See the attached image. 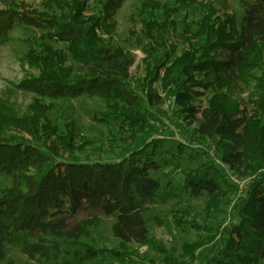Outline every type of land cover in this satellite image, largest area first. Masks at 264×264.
I'll list each match as a JSON object with an SVG mask.
<instances>
[{
    "label": "trees",
    "instance_id": "trees-1",
    "mask_svg": "<svg viewBox=\"0 0 264 264\" xmlns=\"http://www.w3.org/2000/svg\"><path fill=\"white\" fill-rule=\"evenodd\" d=\"M90 2L41 0L39 8H34L25 0H0V46L10 42L17 28L42 32L41 51L32 50L20 59L39 75L30 74L15 86L35 95L29 113L20 116L0 96V177L10 180L0 191V251L18 244L22 254L38 264H88L105 257L119 264H157L155 259L130 251V244H138L154 250L161 264H197L200 260L205 264H261L264 0H239L244 10L240 21L227 13L226 0H176L173 5L144 0L138 11L142 28L134 36L145 55V76L136 80L130 74L135 56L114 47L111 40L117 28L116 13L125 0H102L98 13L86 15ZM193 6L203 9L197 32L185 26L177 34V16ZM157 12H162V20ZM178 41L187 46L180 57L175 56ZM51 42L64 45L65 50L55 49ZM68 57L77 64L75 69L67 65ZM251 80L257 82L261 96L250 101L253 111L248 112L235 94ZM207 91L214 93L207 107L196 105ZM84 96L106 101L109 111L105 116L131 131L118 162L82 161L77 153H84L87 143L77 146L75 122L67 124L62 136L49 119L56 101ZM164 99L175 100L186 119L197 124L199 137L218 143L223 163L231 168L248 169L247 144L253 142L261 153L253 166L256 176L234 208L235 223L222 232L185 223L203 229L209 237L184 243L181 256L149 232L148 212L161 189L151 173L160 170L157 152L166 141L141 144L153 132V123H162L154 110ZM184 189L193 198L206 194L218 211L217 199L235 187L216 166L203 164L185 176ZM84 208L96 214L81 224H70ZM99 215L114 220L118 249L83 243L90 229L100 226ZM178 216L174 226L181 230L183 222ZM151 221L167 225L160 218ZM207 246L210 255L203 259L197 251ZM8 264L21 263L9 259Z\"/></svg>",
    "mask_w": 264,
    "mask_h": 264
},
{
    "label": "rangeland",
    "instance_id": "rangeland-1",
    "mask_svg": "<svg viewBox=\"0 0 264 264\" xmlns=\"http://www.w3.org/2000/svg\"><path fill=\"white\" fill-rule=\"evenodd\" d=\"M25 1L34 8H39L41 3V0ZM100 1L102 0H91L86 15L98 13ZM143 1L125 0L123 6L116 13L117 28L113 39H111L114 47L122 48L135 56L134 65L130 69V74L134 77V80L145 76V65L143 64L145 55L137 46L134 36V34L139 35L142 28L138 11ZM161 1L170 5L176 2V0ZM197 1L201 3H218L221 0ZM226 1L227 13L234 14L240 21L244 10L239 0ZM157 16L162 20V12H157ZM202 16L203 9L201 6H193L185 13L178 15L177 34H182L185 26H188L193 34L196 33ZM41 37L42 32L32 28H17L11 33L10 42L0 46V96L9 101L20 116L29 113V107L33 103L35 95L17 89L15 86L20 85L30 74L39 75V72L34 68H30L28 65L23 66L20 59L32 50L41 51ZM102 38L107 37L103 36ZM51 45L55 49L65 50L64 45L55 42H51ZM186 49L187 46L183 41H178L175 56L180 57ZM67 65L73 69L77 67V64L70 57H68ZM260 74L256 73L258 77ZM256 84L257 82L251 80L246 86L245 84L240 85L237 94H235L236 99L243 102L242 109L246 108L248 112L253 111V105L250 104V101L259 100V96H261L260 91L255 87ZM156 89L164 98V92H162L159 85L156 86ZM213 94L210 91L205 92L196 101V105L202 106V108L207 107ZM46 103L49 102L46 100ZM108 111L106 101L98 97L84 96L72 100L56 101L55 109L49 114V119L58 128L62 136L66 134L67 124L72 121L75 122L77 146H82L84 143L88 144L85 146L84 153H77L82 161L115 163L120 160L121 151L128 146L131 131L121 122L105 116ZM154 112L159 114L162 123H153L154 130L145 136L141 147L153 140H165L166 143L157 152L156 161L161 166L160 170L151 173V176L159 181L161 189L158 192L156 204L151 206L148 212V218L150 219L149 232L157 242H161L167 249L175 250L177 255L181 256V247L184 243H195L200 241V238L206 240L209 237L207 233L203 232V229L198 231L186 224L194 223L199 228H210L222 232L235 223L234 216L236 212H234V208L240 198L246 194L252 179L256 176L253 166L261 153H259L253 142L247 144L244 151L247 156L248 169L241 171L233 169L223 163V150L219 148L217 142L203 139L195 133L197 124L186 119L185 114L182 113L175 100L164 99L163 104ZM180 146L185 147L186 150H182ZM261 157L264 159V153ZM203 164L216 166L226 177L227 182L235 187L233 192H226L217 199L215 204L220 206L218 211L210 205L211 199L206 194L199 198H193L184 189L185 176ZM9 183V179L0 177V191L10 185ZM91 214H96V212L84 208L77 218L71 219L69 222L70 224H81L89 219ZM177 214L183 222L181 230L176 229L174 226ZM98 217L101 221L100 226L90 229L89 237L84 238L83 243L97 248L118 249L119 243L112 231L114 220L100 215ZM153 218H160L167 225L156 224L151 221ZM23 237L27 238L25 235ZM129 248L130 251L139 252L141 257L148 256L155 259L157 264H161V258L154 250L138 244H130ZM206 249L197 251V254H200L203 259L208 258L210 255L209 250L211 247L209 246ZM9 259L21 264H38L30 262L22 254L21 246L18 244L7 246L0 251V264H8ZM88 264L119 263L111 257H105ZM133 264H139V261ZM197 264H205V262L200 260ZM261 264H264V262Z\"/></svg>",
    "mask_w": 264,
    "mask_h": 264
}]
</instances>
